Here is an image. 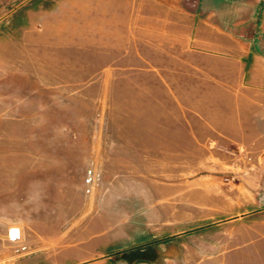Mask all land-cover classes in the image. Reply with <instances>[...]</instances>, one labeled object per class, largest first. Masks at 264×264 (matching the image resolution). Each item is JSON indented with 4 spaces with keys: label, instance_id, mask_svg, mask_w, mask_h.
Instances as JSON below:
<instances>
[{
    "label": "rangeland",
    "instance_id": "rangeland-1",
    "mask_svg": "<svg viewBox=\"0 0 264 264\" xmlns=\"http://www.w3.org/2000/svg\"><path fill=\"white\" fill-rule=\"evenodd\" d=\"M63 2L0 0V264H264V129L205 136L221 92L193 91L201 136L156 138L181 114L91 49L87 0ZM203 3L264 81V0Z\"/></svg>",
    "mask_w": 264,
    "mask_h": 264
},
{
    "label": "crops",
    "instance_id": "crops-1",
    "mask_svg": "<svg viewBox=\"0 0 264 264\" xmlns=\"http://www.w3.org/2000/svg\"><path fill=\"white\" fill-rule=\"evenodd\" d=\"M63 1V4L77 3V0ZM87 3L93 27L91 49L106 52L107 67L132 66L137 68V74L152 77L153 81L144 82L143 90L153 92L163 106L181 114L180 120L160 121L156 138L173 143L201 136L191 120L194 116L191 108L195 106L193 91L221 92L218 98L206 94L201 99L212 108L209 113L204 110L206 115L198 112L201 117L197 124L207 132L205 136L246 138L264 129V81L255 75L260 56L251 41L227 31L223 23L212 19L215 11L204 7L203 0H87ZM243 23L237 20L233 25ZM227 65L239 74L241 71L251 74L250 80L226 83ZM195 74L208 75L216 81L206 78L195 82ZM169 148L173 149L172 144Z\"/></svg>",
    "mask_w": 264,
    "mask_h": 264
},
{
    "label": "bare ground",
    "instance_id": "bare-ground-1",
    "mask_svg": "<svg viewBox=\"0 0 264 264\" xmlns=\"http://www.w3.org/2000/svg\"><path fill=\"white\" fill-rule=\"evenodd\" d=\"M17 233H18L17 229L14 228L13 231H12V237H16Z\"/></svg>",
    "mask_w": 264,
    "mask_h": 264
},
{
    "label": "water",
    "instance_id": "water-1",
    "mask_svg": "<svg viewBox=\"0 0 264 264\" xmlns=\"http://www.w3.org/2000/svg\"><path fill=\"white\" fill-rule=\"evenodd\" d=\"M13 231V230H12ZM12 231H11V236H12Z\"/></svg>",
    "mask_w": 264,
    "mask_h": 264
}]
</instances>
